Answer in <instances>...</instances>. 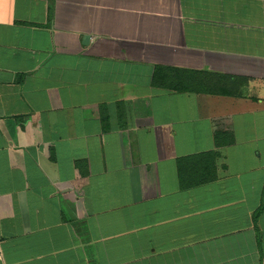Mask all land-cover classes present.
<instances>
[{"label":"crops","instance_id":"1","mask_svg":"<svg viewBox=\"0 0 264 264\" xmlns=\"http://www.w3.org/2000/svg\"><path fill=\"white\" fill-rule=\"evenodd\" d=\"M0 252L264 264V0H0Z\"/></svg>","mask_w":264,"mask_h":264},{"label":"trees","instance_id":"2","mask_svg":"<svg viewBox=\"0 0 264 264\" xmlns=\"http://www.w3.org/2000/svg\"><path fill=\"white\" fill-rule=\"evenodd\" d=\"M206 80V75L201 72L165 67H156L153 74V83L156 87L192 95L234 96L235 90L232 89H237L241 85L237 79H235L236 83L228 82L230 87L209 85Z\"/></svg>","mask_w":264,"mask_h":264},{"label":"water","instance_id":"3","mask_svg":"<svg viewBox=\"0 0 264 264\" xmlns=\"http://www.w3.org/2000/svg\"><path fill=\"white\" fill-rule=\"evenodd\" d=\"M88 39H89V37L86 36V37L84 38V42H86Z\"/></svg>","mask_w":264,"mask_h":264},{"label":"built area","instance_id":"4","mask_svg":"<svg viewBox=\"0 0 264 264\" xmlns=\"http://www.w3.org/2000/svg\"><path fill=\"white\" fill-rule=\"evenodd\" d=\"M0 257H1V252H0Z\"/></svg>","mask_w":264,"mask_h":264}]
</instances>
